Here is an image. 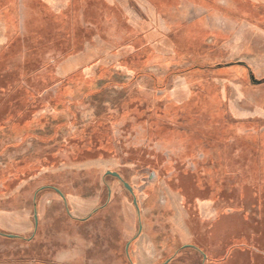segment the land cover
<instances>
[{
	"label": "rangeland",
	"instance_id": "rangeland-1",
	"mask_svg": "<svg viewBox=\"0 0 264 264\" xmlns=\"http://www.w3.org/2000/svg\"><path fill=\"white\" fill-rule=\"evenodd\" d=\"M70 7L33 19L0 73V264H135L120 237L169 218V191L220 221L162 264H264V0Z\"/></svg>",
	"mask_w": 264,
	"mask_h": 264
},
{
	"label": "crops",
	"instance_id": "crops-1",
	"mask_svg": "<svg viewBox=\"0 0 264 264\" xmlns=\"http://www.w3.org/2000/svg\"><path fill=\"white\" fill-rule=\"evenodd\" d=\"M70 4L71 12L77 10L78 18L81 9L86 2L91 0H67ZM98 2V0H93ZM66 0H0V73L5 70V60L12 56L14 50L21 46L23 39L26 38V26L33 23V19H37L39 15L47 10L53 12L64 8ZM77 17V15H75ZM74 31L78 34L88 36L93 33V23L80 19V24L77 23ZM75 23V21H74ZM91 46V42H83V49ZM79 55H83L80 53ZM78 55V56H79ZM1 78V75H0ZM253 79V77H251ZM210 137V136H208ZM211 139L213 137L211 136ZM207 139L205 142L207 143ZM188 160H201L203 155L201 153H194L192 158L187 157ZM112 176V172L106 171ZM105 173V174H106ZM147 183L143 184L138 190L137 203L140 208L154 201L155 196L160 192L158 184L155 181V175L150 174ZM113 190V189H112ZM177 191H169L167 193L168 202L165 209H168L169 218L165 220L152 219V222H147L146 217L139 218L138 236L129 243V231L122 234L121 240L125 241L126 256L135 264H162V259H169L176 256L177 252L183 250L202 251L207 250V242L212 238L210 232V225H214L220 221L219 213L216 211L210 215L209 204L206 201H193L188 207H185V199ZM193 210V211H191ZM199 218H195L193 213ZM210 215V216H209ZM245 215V214H243ZM201 216V217H200ZM206 217V222H204ZM87 218H82L84 221ZM151 223V225H150ZM150 225V226H149ZM152 227V229H151ZM149 228L152 230V238L149 233ZM215 231V230H214ZM214 233V232H213ZM167 241L161 250H156L155 245L150 244L151 241ZM194 242V243H193ZM200 242V243H199ZM206 242L205 245L201 244ZM191 243V244H190ZM159 248L161 244H156ZM130 252V255L129 253ZM154 252H167L163 256H155ZM203 252V251H202ZM256 252V251H254ZM258 256V255H257ZM172 260V259H171Z\"/></svg>",
	"mask_w": 264,
	"mask_h": 264
},
{
	"label": "water",
	"instance_id": "water-1",
	"mask_svg": "<svg viewBox=\"0 0 264 264\" xmlns=\"http://www.w3.org/2000/svg\"><path fill=\"white\" fill-rule=\"evenodd\" d=\"M251 79H252V78H251ZM112 176L116 177L117 179H120V177H119L117 174H115V173H113ZM125 187H126L128 190H130L129 187H128L127 185H126Z\"/></svg>",
	"mask_w": 264,
	"mask_h": 264
},
{
	"label": "trees",
	"instance_id": "trees-1",
	"mask_svg": "<svg viewBox=\"0 0 264 264\" xmlns=\"http://www.w3.org/2000/svg\"><path fill=\"white\" fill-rule=\"evenodd\" d=\"M201 1H203V0H201Z\"/></svg>",
	"mask_w": 264,
	"mask_h": 264
}]
</instances>
